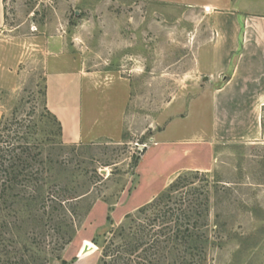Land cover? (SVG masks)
<instances>
[{
	"label": "rangeland",
	"instance_id": "374dc122",
	"mask_svg": "<svg viewBox=\"0 0 264 264\" xmlns=\"http://www.w3.org/2000/svg\"><path fill=\"white\" fill-rule=\"evenodd\" d=\"M3 7L0 119L15 109L18 118L32 115L38 142L62 152L65 171L57 166L56 179L87 192L85 208L92 203L77 210L75 234L62 250L56 236L46 237L41 259L98 264L105 237L126 214L178 173L199 171L191 181H209L201 226L208 243L196 264H264V135L213 147L193 137L211 122L210 85L199 64L212 38L206 10L184 0H3ZM44 89L60 137L41 107ZM73 93L85 138L68 143L53 108H66ZM85 244L92 250L81 254Z\"/></svg>",
	"mask_w": 264,
	"mask_h": 264
},
{
	"label": "trees",
	"instance_id": "16d2710c",
	"mask_svg": "<svg viewBox=\"0 0 264 264\" xmlns=\"http://www.w3.org/2000/svg\"><path fill=\"white\" fill-rule=\"evenodd\" d=\"M42 96L41 107L60 137L61 125L46 106V89ZM18 117L15 109L0 119V264H48L47 257L41 259L46 237L56 236L62 250L75 234L77 210L87 212L92 203L85 208L87 192L70 189L54 176L59 165L65 171L59 161L62 152L53 153L34 137L37 120L29 114ZM199 175L178 173L154 199L126 214L105 237L98 264H174L171 258L180 259L179 264L202 262L208 243L201 226L209 211V181L194 185L191 180Z\"/></svg>",
	"mask_w": 264,
	"mask_h": 264
},
{
	"label": "crops",
	"instance_id": "0c3cea01",
	"mask_svg": "<svg viewBox=\"0 0 264 264\" xmlns=\"http://www.w3.org/2000/svg\"><path fill=\"white\" fill-rule=\"evenodd\" d=\"M184 1L206 10L212 30L211 41L203 49L206 59L201 62L199 55L210 85V129L193 137L210 147L259 141L264 135V0ZM3 22L0 0V25ZM66 105L53 110L61 119L64 140L77 143L85 138L79 97L73 93Z\"/></svg>",
	"mask_w": 264,
	"mask_h": 264
},
{
	"label": "bare ground",
	"instance_id": "6f19581e",
	"mask_svg": "<svg viewBox=\"0 0 264 264\" xmlns=\"http://www.w3.org/2000/svg\"><path fill=\"white\" fill-rule=\"evenodd\" d=\"M84 246L86 247V249L83 248V250L81 251V254H86V253H88V252H90L92 250L91 245L85 244Z\"/></svg>",
	"mask_w": 264,
	"mask_h": 264
},
{
	"label": "water",
	"instance_id": "95a60500",
	"mask_svg": "<svg viewBox=\"0 0 264 264\" xmlns=\"http://www.w3.org/2000/svg\"><path fill=\"white\" fill-rule=\"evenodd\" d=\"M84 248L86 249V247L84 246Z\"/></svg>",
	"mask_w": 264,
	"mask_h": 264
}]
</instances>
